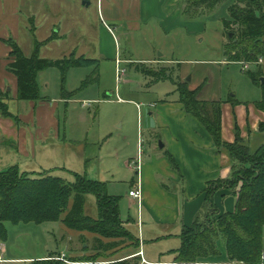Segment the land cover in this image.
Segmentation results:
<instances>
[{
	"label": "rangeland",
	"instance_id": "rangeland-1",
	"mask_svg": "<svg viewBox=\"0 0 264 264\" xmlns=\"http://www.w3.org/2000/svg\"><path fill=\"white\" fill-rule=\"evenodd\" d=\"M86 1L89 4L90 0ZM232 3V0H227L212 8L197 9L185 17L187 26L167 34L153 31L150 25H144L139 30L127 28L124 34L122 29L113 25L119 37L117 61L100 54L85 53L87 57H98L97 64L73 67L65 74L56 67L39 72L36 80L40 100L46 102L44 106L51 110L56 106L59 126L48 128V124L44 127L42 124L27 123L23 118L35 113L30 112L33 106L30 100L9 102L12 114L19 118L17 121L13 117L14 120L19 127L28 128L31 135L28 154L19 150L20 143L8 138L0 139V171L18 164L21 171L34 174L46 172L62 177L68 183L76 180L75 173L86 174L88 178L105 182L108 193L119 197L123 221L130 216L137 220L138 200L130 196L129 191L136 186L138 155L162 152L163 137L156 112H169V107L158 109L156 105L167 104L161 102L165 97H168L167 102H177L179 93L176 83L187 82L189 87V83L201 81L204 87L199 97L202 98L216 94L224 100L236 98L243 104L261 98L262 89L249 72H257L260 68L261 77H264V57L259 62L248 61L249 70L242 69L244 60H228L227 52L232 50L236 42H232V39L238 34L237 26H224V21L229 19V6ZM92 4L87 13L91 16L90 20L95 16L96 0ZM230 34L232 38H229ZM29 37L19 36V46L23 47L25 54L32 55L34 47ZM69 54V50L60 51L58 48H40L39 51L41 57L50 59L63 58ZM162 54L183 62L180 61V65L166 63L158 66L145 63L154 72H159L161 68L166 70L161 81L155 82L150 76L139 72L136 64H132L137 61L134 59L160 57ZM118 67L125 69L121 77ZM3 70L0 63V79L7 81L10 88L12 82H8L10 79L3 74ZM94 75L97 78L90 81ZM85 80L89 82L84 84ZM63 89L67 90L64 94ZM2 94L0 99L2 97L1 100H5ZM63 96L66 101L61 100ZM244 143L251 154L264 144L254 149L252 145L257 142L249 140L247 143L244 140ZM32 144L35 151H31ZM213 186H218V183ZM215 211V208H210L198 218V223L207 224L214 220L217 217ZM84 213L99 216L94 194L86 195ZM65 215L63 213L62 217ZM126 222V228L130 226L132 231H138V223ZM5 225L7 235L4 240H0V264H106L107 261L108 264H125L124 260L133 256L136 247L133 238L127 236L121 239L123 244L118 248L95 250L94 234L69 229L61 219L43 222L6 221ZM170 231L175 232L176 229ZM109 240L103 239L104 242ZM173 240L181 241L175 237L160 240L156 245L147 241L149 245L146 249L153 253L154 248L156 253L155 246L173 247L174 244H168ZM219 244H222V240ZM62 254H65L64 259H57ZM46 257L51 261H44ZM262 263L264 259L258 264Z\"/></svg>",
	"mask_w": 264,
	"mask_h": 264
},
{
	"label": "crops",
	"instance_id": "crops-1",
	"mask_svg": "<svg viewBox=\"0 0 264 264\" xmlns=\"http://www.w3.org/2000/svg\"><path fill=\"white\" fill-rule=\"evenodd\" d=\"M92 1L88 4L86 0H0V63L6 71L3 70V74L10 79L8 82H12V87L9 88V83L0 79V90L9 92L6 101L9 110V102L17 101V78L7 70L11 51L10 39L21 44L19 36L30 35L28 40L32 42V48L37 39L42 43L43 49H67L69 56L74 53L76 57L94 53L115 58L117 61L119 37L113 25L122 29L124 34L127 28L139 30L144 25H150L153 31L159 30L162 34H167L188 24L184 12L186 0H96L95 16L90 20L91 16L87 13L92 8ZM87 58L96 62L99 60L98 57ZM134 60L137 61L133 62H150L157 66L181 61L169 59L163 54L160 57L150 56ZM189 84L191 89H195L202 82ZM211 97L200 99L222 100L221 133L224 142H235L236 132L239 131L245 142H257L252 145L254 149L264 143V131L260 130V123L264 122V111L257 108L255 102L258 100L243 104L236 98L233 100L238 102L233 103L231 98L224 100L216 94ZM167 98L161 100H165L164 103L167 104L156 105L158 109L169 107V112H156L163 137L162 152H152L149 155L143 153L142 156L140 153L141 170L137 171L134 183L140 184L142 189V198L140 202L137 201V220L132 216L124 220L138 223V231H132L130 226L127 229L139 240L135 244L133 255L140 257L141 264H176L177 250L182 245V240L169 242L168 244H174L173 247L159 248L157 245L156 253L154 248L153 253L147 251L149 244L146 242L156 245L160 240L171 237L181 239L183 227L192 225L210 208H215L219 213L232 211L237 201V195L228 188L218 190L211 202L205 200V189L209 182L232 177L233 160L225 147L220 150L217 148L205 126L186 112L183 104L178 100L167 102ZM61 100L66 101L64 96ZM42 101L38 105L30 100L33 105L30 112L35 113L23 120L32 125L42 124L44 127L48 124V128L59 126L56 106L51 110ZM30 135L28 128L19 127L13 117H5L0 111V139L8 138L20 143L19 150L28 154ZM31 151H35L33 144ZM169 155L173 156L178 167L173 166ZM171 229L176 231L172 232ZM220 248L221 256L203 259L195 264H228L223 244H220Z\"/></svg>",
	"mask_w": 264,
	"mask_h": 264
},
{
	"label": "trees",
	"instance_id": "trees-1",
	"mask_svg": "<svg viewBox=\"0 0 264 264\" xmlns=\"http://www.w3.org/2000/svg\"><path fill=\"white\" fill-rule=\"evenodd\" d=\"M224 1L227 0H186L184 12L186 16L192 15L197 9L212 8ZM232 2L229 6V19L224 21V26H237L238 34L232 39V42H236L232 50L227 52L228 60L256 62L264 57V0ZM229 38L232 36L229 35ZM9 43L11 51L7 70L17 78L19 100L38 102L41 99L36 78L45 69L56 67L65 74L73 67L97 64L85 56L76 57L74 53L58 59L43 58L39 55L42 43L37 39L34 41L32 55L29 56L13 39ZM132 64H136L139 72L150 76L155 82L163 80L166 75L164 68L154 72L146 64ZM260 72L258 68L257 72L249 73L262 89V97L255 104L264 111V83ZM96 78L94 75L91 80H87L94 81ZM176 86L178 102L205 126L217 148L220 150L225 147L233 160L232 177L209 182L205 189V200L211 202L218 190L228 188L237 195V201L232 211L219 213L215 209L217 217L207 224H200L196 220L192 225L184 226L180 235L182 245L177 250L175 263L195 264L203 259L221 256L219 241L222 240L229 262L258 264L264 253V144L251 154L239 131L236 132L235 142H224L221 133L222 101L200 99L204 84L195 89L189 88L187 82L176 83ZM63 90L62 94L67 92ZM0 93L5 96V100H1L2 97L0 99L1 114L18 121L19 118L10 112L6 103L9 92L0 90ZM233 99V103L238 102ZM260 130L264 131V122L260 123ZM168 157L173 166L178 167L173 156ZM35 174L21 171L18 164L0 171V240H4L7 235L6 221L43 222L61 219L69 229L94 234V249L98 251L120 247L123 244L121 239L127 236L139 243L138 238L124 226L119 197L108 193L105 182L79 173H75L76 180L71 183L46 172ZM216 183L218 186L214 187ZM87 194H94L97 198L98 217L84 213ZM63 213H66L64 217ZM105 238L110 240L104 242ZM124 263L140 264L141 260L139 256L133 255L125 259Z\"/></svg>",
	"mask_w": 264,
	"mask_h": 264
},
{
	"label": "built area",
	"instance_id": "built-area-1",
	"mask_svg": "<svg viewBox=\"0 0 264 264\" xmlns=\"http://www.w3.org/2000/svg\"><path fill=\"white\" fill-rule=\"evenodd\" d=\"M263 57H260L258 62L259 61H262ZM118 69V72H120V77H121V74L125 73V69H120V67L117 68ZM243 70H249V62L248 61H244V64H243V67H242ZM137 169L138 171L141 170V160H140V154L138 155V159H137ZM129 195L134 197V199L138 200L140 202L141 198H142V189H141V186L140 184H136V186H134V188H132L130 191H129ZM65 257V254H62L60 255L59 257H57V259H64ZM264 259V253L262 254V260ZM67 261V260H66ZM228 264H245V263H241V262H229ZM264 264V263H262Z\"/></svg>",
	"mask_w": 264,
	"mask_h": 264
},
{
	"label": "water",
	"instance_id": "water-1",
	"mask_svg": "<svg viewBox=\"0 0 264 264\" xmlns=\"http://www.w3.org/2000/svg\"><path fill=\"white\" fill-rule=\"evenodd\" d=\"M232 36V34H230ZM187 81H190V77L187 78ZM261 81L264 83V77L261 78ZM161 148H163V143L161 144Z\"/></svg>",
	"mask_w": 264,
	"mask_h": 264
}]
</instances>
